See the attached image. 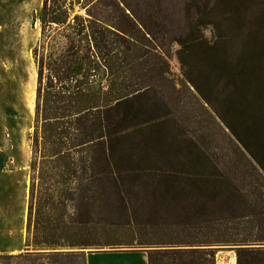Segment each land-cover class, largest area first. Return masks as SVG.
Listing matches in <instances>:
<instances>
[{"label":"trees","instance_id":"16d2710c","mask_svg":"<svg viewBox=\"0 0 264 264\" xmlns=\"http://www.w3.org/2000/svg\"><path fill=\"white\" fill-rule=\"evenodd\" d=\"M213 1L210 12L239 27L264 24L248 17L253 7L264 12V0ZM83 3L43 0L34 19L41 38L26 250L0 264H86L87 251H143L149 264H217L220 252H233L237 264H264V77L256 60L264 54L255 46L245 63L200 44L212 52L200 83L183 46L180 56L188 84L211 108L200 84L224 83L225 106L214 113L256 169H119L126 140L160 124L150 98L169 83L170 67L158 46L127 39L101 21L103 12L77 14ZM239 114L248 118L242 127Z\"/></svg>","mask_w":264,"mask_h":264},{"label":"rangeland","instance_id":"374dc122","mask_svg":"<svg viewBox=\"0 0 264 264\" xmlns=\"http://www.w3.org/2000/svg\"><path fill=\"white\" fill-rule=\"evenodd\" d=\"M91 2L84 0L83 7H89L83 13L76 8V13L85 15L89 10L98 16L103 12L101 21L124 32L127 39L158 46L170 67L169 83L157 89V99L150 98V109L160 117V124L149 134L126 140L124 152L118 155L119 169H256L214 113L222 112L225 106L224 94L221 95L224 83L200 84V89L214 101L211 108L188 84L180 56L183 46L189 57L186 64L195 68L189 74L200 83L203 79L199 75L208 74L201 70L203 60L212 54L200 44H209L217 52L246 63L248 55L253 57L255 46L264 54V24L239 27L227 21L223 13L210 12L213 0H105L103 4L90 5ZM42 5L43 0H0V256H18L26 250L30 135L35 127L38 80L33 54L41 38L40 23L34 19ZM256 9L251 8L254 13L248 17L264 19V12ZM262 57L256 58L263 63L260 79L264 77ZM257 82H253L252 89ZM241 114L238 120L242 127L248 118ZM224 253L219 256L221 262L230 264L226 259L233 252Z\"/></svg>","mask_w":264,"mask_h":264},{"label":"crops","instance_id":"0c3cea01","mask_svg":"<svg viewBox=\"0 0 264 264\" xmlns=\"http://www.w3.org/2000/svg\"><path fill=\"white\" fill-rule=\"evenodd\" d=\"M220 254H225L220 252L217 256V264H226L222 263L220 259ZM231 257L227 258L230 264H236V258L233 253ZM225 260V258H224ZM86 264H149L148 254L143 251H107V252H95L87 254Z\"/></svg>","mask_w":264,"mask_h":264}]
</instances>
